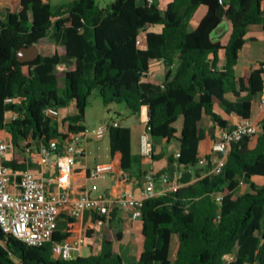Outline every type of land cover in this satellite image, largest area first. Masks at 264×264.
I'll use <instances>...</instances> for the list:
<instances>
[{
	"label": "trees",
	"instance_id": "1",
	"mask_svg": "<svg viewBox=\"0 0 264 264\" xmlns=\"http://www.w3.org/2000/svg\"><path fill=\"white\" fill-rule=\"evenodd\" d=\"M201 6L207 11L194 24ZM6 11L7 17L0 18V131L11 145L6 166L27 170L39 156L38 142L62 141L66 134L82 132L88 98L97 91L105 106L124 104L130 116L145 113L152 145L176 139V161L191 171L180 175L177 189L143 201L142 251L128 264H264V184L258 182L264 178V128L231 145L219 174L190 183L212 167L209 161L203 170L199 165L198 147L207 136L202 117L223 129L227 122L214 112L216 107L244 120L250 118L252 103L241 96L260 99L264 71L249 68L236 79L234 68L247 30L264 29V0H227L223 5L218 0H170L163 7L157 0L151 5L147 0H111L105 7L96 0L56 5L12 0ZM222 21L229 22V31L213 41L211 31ZM142 37L144 48L137 44ZM49 40L54 43L51 55L17 61L19 49ZM220 53L224 65L218 68ZM65 57L73 67L65 64L69 69L57 71ZM152 62L169 68L161 84L145 81ZM60 89L63 101L57 97ZM7 98L12 102L6 104ZM67 104H73L75 114L61 119L60 132L44 111ZM7 112L15 117L8 122ZM107 137L110 162L123 171L140 166L131 153L129 127H112ZM28 138L34 148L26 158L21 153ZM216 194L222 196L219 202ZM173 238L177 249L170 259ZM52 242L29 247L0 230V264H124L112 255L60 260L51 255Z\"/></svg>",
	"mask_w": 264,
	"mask_h": 264
},
{
	"label": "crops",
	"instance_id": "2",
	"mask_svg": "<svg viewBox=\"0 0 264 264\" xmlns=\"http://www.w3.org/2000/svg\"><path fill=\"white\" fill-rule=\"evenodd\" d=\"M11 1L0 0V18L5 19L7 17L6 8ZM59 3L61 2L53 5ZM206 11V7H199L193 16L192 22L197 24L205 15ZM151 30L159 31V28L154 27ZM143 38L140 41L141 48L145 47V40ZM245 38L246 43L238 53L237 64L234 68L236 79L242 75L244 70L259 68L264 63V29L260 26H252L248 29ZM246 47L247 50L245 49ZM256 47L262 48V51L254 53L252 50ZM223 65L224 57L220 53L217 66L221 68ZM174 69L175 67L172 68V72ZM168 71L160 62H152L145 81L152 84H161ZM240 99L252 103L250 118L256 122H260L262 117L257 102H254L253 98L247 94H243ZM66 110V116L75 114L73 104L66 108ZM214 112L227 122V128H231L239 122V119L235 116H226L220 107H216ZM66 116H61V119ZM104 121L102 117L94 124L97 126ZM116 122L119 126L130 128L131 153L139 157L140 166L123 171L115 164L114 171L105 180H100L102 183H99V181L93 182L88 178V171L95 164L110 162L108 137L106 136L107 142L105 143L102 142V138L97 140V143L94 145H91L92 143L89 141L80 145L81 154L77 158L71 175L69 189L70 203L60 209L56 229L53 234L54 242L84 237V245L80 249V252H73V259L78 257L112 255L119 257L124 264L135 262L142 251L143 237L141 235V221L140 219L133 220L129 209H121L116 205L118 194L121 191H125L138 197L145 188L146 176L152 175L155 186L150 197H158L180 187L181 185L178 183L180 175L187 171L191 172L190 169L180 166L176 161V154L180 149V143L176 139L169 141L162 140L152 145L153 151L149 158L140 156L139 140L140 136L145 132L147 123V115L145 113L136 116L128 115L124 121L118 120ZM212 122V118L208 116H203L201 119V126L207 131V136L200 142L198 147L200 159L210 154L213 143L220 135V129L216 125H212ZM92 126L94 127L95 125ZM180 127L181 120L176 125L177 130ZM59 131L62 132V130ZM1 133L2 131H0V135H2ZM96 151L102 152V154L99 152V154H96ZM21 155L26 158L30 156V154L25 155L24 153ZM152 156H159V158L158 160H152ZM169 159H172L173 162H170ZM30 163L31 165L28 167V170L32 171L35 175L42 174L46 177H55L57 174L54 154L46 158L38 156L30 161ZM201 168L203 170L204 166H201ZM205 175L206 173L202 172L200 177H193L190 183H194ZM258 182L259 184H264V178ZM93 183L98 187L96 191H90V186ZM83 191H89L91 196L106 197L110 201L109 215L98 217L89 211H84L78 218H72L69 215L70 204ZM99 219L102 221V224H98ZM172 242H175L176 245L172 250L170 244V259L174 258L177 249L176 238H173ZM84 248L87 249V255H83Z\"/></svg>",
	"mask_w": 264,
	"mask_h": 264
},
{
	"label": "built area",
	"instance_id": "3",
	"mask_svg": "<svg viewBox=\"0 0 264 264\" xmlns=\"http://www.w3.org/2000/svg\"><path fill=\"white\" fill-rule=\"evenodd\" d=\"M227 0H218L223 5ZM148 4L154 0H147ZM141 40L137 41L140 46ZM65 64L57 67L58 71L64 70ZM264 71V63L260 65ZM12 102L11 98L5 99V103ZM261 113V121L256 122L252 118L239 120L231 128L220 129L219 138L213 143L209 159L206 157L199 160L200 166H206L208 161L211 169L207 175H217L220 173L227 154L234 142L244 137L254 138L264 128V75H262V92L257 102ZM45 117L51 121L60 119L58 108H47L44 111ZM11 112L5 115V121L14 119ZM115 121H104L94 127H84L80 133H69L62 141L51 140L48 144L37 143L38 154L41 158L55 156L56 176L46 177L42 174L35 175L30 170L16 172L5 165L7 156L11 153V145L7 133L0 135V230L4 235L11 236L17 241L29 247H42L52 242V237L56 229L57 218L60 209L70 203L69 189L71 175L73 173L77 158L81 154L80 142H86L90 138L96 140L107 136L110 128L117 127ZM28 145V146H26ZM24 151L30 154L34 148L33 143L28 138L22 143ZM153 146L144 132L139 140V153L143 158L151 157ZM21 153V154H22ZM218 153H222L221 158ZM179 153L176 154V158ZM113 162L95 164L88 171V178L93 181L105 180L115 168ZM154 177L146 176L144 190L138 197L131 193L121 191L116 198V205L121 209H129L133 220L140 219L143 201L150 197L154 189ZM97 185L93 183L90 191H96ZM216 202L222 198L221 194H216ZM84 211H89L98 217L107 216L110 213V201L104 196H91L89 191H83L69 207V215L78 218ZM98 224H102L99 219ZM84 237L76 239H65L60 242H52L51 255L60 260L73 259V252H80L84 245Z\"/></svg>",
	"mask_w": 264,
	"mask_h": 264
},
{
	"label": "rangeland",
	"instance_id": "4",
	"mask_svg": "<svg viewBox=\"0 0 264 264\" xmlns=\"http://www.w3.org/2000/svg\"><path fill=\"white\" fill-rule=\"evenodd\" d=\"M65 0H51V4H55L57 2H64ZM99 5L101 7H105L111 0H96ZM168 0H157V3L159 6L163 7L166 2ZM248 31V30H247ZM248 47V46H247ZM247 47L245 48L247 50ZM39 49V53H41L40 55H50L53 52L54 49V43L52 40H49V43L46 45H42V46H38ZM245 50V51H246ZM254 53L255 52H260L262 51V48L260 47H256L254 50H252ZM73 67V66H72ZM71 68V67H70ZM67 69H69V67L64 66V70L66 71ZM58 71V70H57ZM59 84L62 88L63 86V76L60 77L59 79ZM57 97L60 98V100H64V94L62 89H60L57 93ZM71 104H67V105H62L60 106L59 112H60V119L59 120H54L52 121V126L56 127L58 130H63L61 127V116H66L67 115V110L66 108L70 107ZM130 115L127 108L125 107L124 104H110V105H103L100 97L97 93V91H93L91 93V95L88 98V104L85 110V119L83 121V123H81L82 126L85 127H93L92 125L94 124L96 121H98L99 119H101L102 117L104 118V120L112 122V121H124L126 119V117ZM5 131H2L1 134H4ZM6 134V133H5ZM87 141L91 142V145H94L95 143H97L96 139L94 138H90ZM102 142L105 143L107 142V137L105 136V138L102 139ZM80 144H84V141H81ZM99 151H96V154ZM100 154H102V152H99ZM98 153V154H99ZM10 156H7V159H9ZM99 183H102L101 181H99ZM238 191H241V189H238ZM244 191V190H242ZM176 243L172 242L171 243V248L172 250L174 249ZM83 255H87V249H83Z\"/></svg>",
	"mask_w": 264,
	"mask_h": 264
},
{
	"label": "water",
	"instance_id": "5",
	"mask_svg": "<svg viewBox=\"0 0 264 264\" xmlns=\"http://www.w3.org/2000/svg\"><path fill=\"white\" fill-rule=\"evenodd\" d=\"M229 31V22L228 21H222L220 24H218L212 31H211V39L213 41L221 40ZM83 32V31H82ZM81 32V33H82ZM39 56V49L38 46L33 45L27 48H21L16 52V59L18 62H29L35 60ZM62 64H66L69 66L73 65V62L68 60L67 57L62 59ZM39 67L36 72H39ZM169 70V68H167ZM138 75H141L140 73H137ZM213 120V119H212ZM219 158L223 156L222 153L217 154Z\"/></svg>",
	"mask_w": 264,
	"mask_h": 264
}]
</instances>
